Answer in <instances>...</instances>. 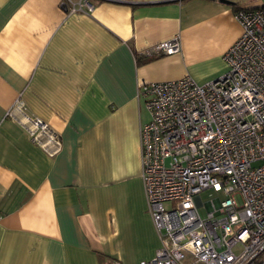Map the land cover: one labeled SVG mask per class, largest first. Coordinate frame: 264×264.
<instances>
[{
    "label": "crops",
    "instance_id": "1",
    "mask_svg": "<svg viewBox=\"0 0 264 264\" xmlns=\"http://www.w3.org/2000/svg\"><path fill=\"white\" fill-rule=\"evenodd\" d=\"M65 1V4H64ZM78 1V0H74ZM0 0V264H139L161 239L142 179L141 84L225 71L234 12L264 0ZM179 36L181 49H144ZM21 99L60 148L9 114Z\"/></svg>",
    "mask_w": 264,
    "mask_h": 264
},
{
    "label": "built area",
    "instance_id": "2",
    "mask_svg": "<svg viewBox=\"0 0 264 264\" xmlns=\"http://www.w3.org/2000/svg\"><path fill=\"white\" fill-rule=\"evenodd\" d=\"M66 1L71 13L93 9L89 0ZM234 17L242 33L224 54L225 72L204 83L186 75L138 87L150 113L140 129L142 179L161 239L139 264H264V9L240 7ZM180 49L175 36L140 53ZM9 114L49 154L59 150L58 135L21 99ZM208 188L226 198L203 202Z\"/></svg>",
    "mask_w": 264,
    "mask_h": 264
},
{
    "label": "rangeland",
    "instance_id": "3",
    "mask_svg": "<svg viewBox=\"0 0 264 264\" xmlns=\"http://www.w3.org/2000/svg\"><path fill=\"white\" fill-rule=\"evenodd\" d=\"M227 70V65H226V68H225V71ZM224 71V72H225ZM200 197L202 199L203 202H206L208 200H211L215 197H220L221 199H225L226 198V195L220 191V192H217L215 191L214 189L212 188H208V189H205L203 190L201 193H200ZM237 198V201L239 203H241V198L239 195L236 196ZM167 206H174V202H169L167 203ZM199 212L202 216H205L207 214V210H206V207L204 205L200 206L199 207Z\"/></svg>",
    "mask_w": 264,
    "mask_h": 264
},
{
    "label": "trees",
    "instance_id": "4",
    "mask_svg": "<svg viewBox=\"0 0 264 264\" xmlns=\"http://www.w3.org/2000/svg\"><path fill=\"white\" fill-rule=\"evenodd\" d=\"M259 8H262V9H264V5H263V6H260Z\"/></svg>",
    "mask_w": 264,
    "mask_h": 264
},
{
    "label": "water",
    "instance_id": "5",
    "mask_svg": "<svg viewBox=\"0 0 264 264\" xmlns=\"http://www.w3.org/2000/svg\"><path fill=\"white\" fill-rule=\"evenodd\" d=\"M223 1H228V0H223Z\"/></svg>",
    "mask_w": 264,
    "mask_h": 264
}]
</instances>
